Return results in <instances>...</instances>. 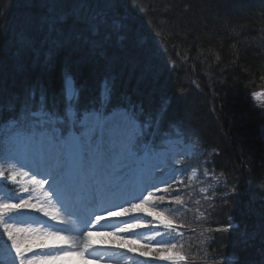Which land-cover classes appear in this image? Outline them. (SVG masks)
<instances>
[{
    "label": "trees",
    "instance_id": "trees-1",
    "mask_svg": "<svg viewBox=\"0 0 264 264\" xmlns=\"http://www.w3.org/2000/svg\"><path fill=\"white\" fill-rule=\"evenodd\" d=\"M38 1L0 0L4 117L8 114L6 97L20 99L33 82H41L48 102L58 97L62 63L79 75L75 82L83 106L89 102L88 93L93 100L97 98L102 80L108 78L114 87L113 101L123 104L126 99L142 108V119L149 114L154 118L163 108L160 131L187 125L204 133L206 137L189 132L205 148L203 156L209 166L221 172L230 190L237 189L214 202L210 219L222 224L231 216L236 227L212 232L207 253L214 259L227 257L229 264H264V148L260 137L264 112L253 107L249 98L264 75V0H113L106 14H114L118 26L108 28L106 40L99 32L72 38L48 64L24 61L19 66L17 55L7 54L10 49L4 47L14 34L4 37L3 30L8 32L28 12L18 17L17 8H38ZM43 33L47 44L58 40L50 37L47 28ZM26 41L29 46L27 37ZM90 41H100L103 47ZM31 52L26 47L20 55ZM162 92L169 98L164 100Z\"/></svg>",
    "mask_w": 264,
    "mask_h": 264
},
{
    "label": "snow or ice",
    "instance_id": "snow-or-ice-1",
    "mask_svg": "<svg viewBox=\"0 0 264 264\" xmlns=\"http://www.w3.org/2000/svg\"><path fill=\"white\" fill-rule=\"evenodd\" d=\"M92 7L91 0H72L69 12H53L44 18L48 33L59 39L64 35L63 29L68 16H71L74 24L84 25L86 31L96 34L104 18L92 14ZM90 42L96 47H103L100 41ZM80 95V91L71 84L70 78H66L62 111L56 103L49 105L47 91L43 89L39 91L38 99L36 91L33 90L24 98L18 110L15 104H9L7 119L0 102V177H5L7 172L8 177L5 178L15 180L20 173L12 169L17 165L21 168L28 167L32 171V191L42 189L51 180V195L63 207L66 191L85 187L98 192L109 191L116 180L122 181L137 173L143 175L150 166H158L156 161L166 158L179 147L178 140L173 139L174 133L170 130H165L163 138H160L159 119L154 120L150 116L142 119L143 109H137V106L131 103H113L114 87L108 80H105L101 87L98 102H93L92 106H81ZM253 95L260 98L264 93ZM178 133L179 129H176V134ZM23 175L28 176L29 172H23ZM36 175H43L45 178L36 180ZM3 182L0 180V184ZM22 191L28 192L29 188L24 187ZM231 192L237 193V189L233 187ZM14 198L18 199L19 203H12V198L0 203V225H3L4 233L8 237L7 241L0 244L3 252L0 264H57L59 261L75 257H79L80 264H88V256H96L92 251L93 233L90 230L78 229L76 234L65 236V229L40 231L8 223L14 217L7 214H19L25 208L36 209L44 212L46 216L50 215L53 220L58 219L56 212L46 211L23 197ZM159 199L163 201L164 198ZM151 200L153 195L149 192L139 204L133 203L130 208L114 205L117 210L113 211L101 207L100 210L106 215L96 214L95 223L103 227V220L136 212H145L160 219L163 216L161 212L144 207ZM132 219L134 222L121 221L122 226L114 228V234L121 241L116 247L148 257L150 253L147 244L144 250L131 246L139 243L135 229L141 227L138 218L133 216ZM59 222L75 227L71 220L60 219ZM89 223L90 220H84V228H87ZM164 223L166 227L172 228L171 220ZM231 227L229 225L222 230L229 231ZM20 233L27 235L20 239ZM121 233H132V236L125 237L120 235ZM49 238L55 242L46 243ZM8 241L11 242L10 245ZM158 245L162 246L155 248L157 258L172 261L173 264H179L186 259L180 252H174L176 243L159 241ZM34 247L48 251L26 257V253L32 252ZM161 253L168 255H160ZM144 264H152V261L145 260ZM218 264H229L228 258L225 257Z\"/></svg>",
    "mask_w": 264,
    "mask_h": 264
},
{
    "label": "bare ground",
    "instance_id": "bare-ground-1",
    "mask_svg": "<svg viewBox=\"0 0 264 264\" xmlns=\"http://www.w3.org/2000/svg\"><path fill=\"white\" fill-rule=\"evenodd\" d=\"M68 0H66V2L63 3L62 0H39L37 2L36 5H38V8H33L34 6L31 5L30 8H26L24 7L22 8H17V16L19 17L24 10L28 12H26L25 15L20 17V22L19 24H16L15 22L12 24V29L10 28L8 30V32L6 31V29L3 30V36L5 37L6 35H8L7 37H9L10 34H14L13 35V44L12 40L11 42H8L6 44H4L5 50L7 48H9L10 50L7 52V54L12 55L15 54L18 57L17 60V64L19 66H22V63L24 61H28V62H34L36 64L43 62L45 58H47V61L52 57L53 54L56 53L57 49H60V46H64V47H68L71 44L72 38L75 39H83L85 37H87L90 33L88 31L85 30V26L81 25V24H74L72 17L68 16V23L65 24V28L63 29L64 35L63 39L60 40H55L52 41L50 44L46 43V40L43 39V31L45 28V23H44V18L49 15L50 13H66L69 12V10L71 9L72 6V1L67 2ZM113 0H91V4L93 5V7L91 8V12L92 14L96 15L98 14L99 16L103 17V22L101 23L98 32L99 34L102 36H104V40L107 39L108 37V28H114L117 26V20L113 15L108 16L106 14V11L108 8V5L111 6ZM53 5H55V7H53ZM35 18L37 20H35ZM110 18L113 19L114 21H110ZM116 20V21H115ZM112 22V24H111ZM115 23V24H114ZM11 25V24H10ZM14 28V30H13ZM40 29H42V31H40ZM66 29V30H65ZM80 33V35H70V34H74V33ZM18 33H25L27 35H25L23 38L18 35ZM26 37L28 38V45L27 46L25 43L26 41ZM11 45H14L16 48L12 47ZM26 47L31 48V54H24L23 56L20 55L21 53H24V50L26 49ZM56 56V55H55ZM35 64V65H36ZM90 67V64L87 63ZM62 67L59 69V71H61V85L59 90L62 91L65 89V82L66 78H71V82H75L76 81V77L79 75H73L71 72H69L68 69H66V64L62 63L61 65ZM19 68V67H18ZM18 70V69H17ZM79 74V73H78ZM38 83V84H36ZM36 83H31V85L36 86V87H40V88H44L41 87L42 85L40 84L41 82L36 81ZM101 85V84H100ZM169 94H167L166 92H162V94H160L161 97L165 96L166 100ZM19 99V96H11L8 95L5 99V102L7 104L11 103V102H17ZM23 96L20 97L19 100H22ZM87 100L92 101L93 100V94L92 93H88L87 95ZM53 103H56L59 107V109L62 111L63 107H64V99H63V95L59 94V96H55V99L51 102H49V105L51 106ZM152 117L151 114H149L147 117ZM146 117V118H147ZM153 118V117H152ZM229 122V118H227L226 123ZM180 128H182L185 131L186 137L189 139H197V137L195 135L198 136H202V137H206V135L204 133H200L199 130H191L189 128V126L187 125H179ZM167 128V127H166ZM169 130V128L167 129ZM193 133L195 135H191L190 133ZM195 143H193L194 145ZM203 150H205V148H203ZM116 202V200H115ZM76 258H73L71 260H66V261H62L64 264H77V261H73Z\"/></svg>",
    "mask_w": 264,
    "mask_h": 264
},
{
    "label": "rangeland",
    "instance_id": "rangeland-1",
    "mask_svg": "<svg viewBox=\"0 0 264 264\" xmlns=\"http://www.w3.org/2000/svg\"><path fill=\"white\" fill-rule=\"evenodd\" d=\"M108 8H110V6L108 5ZM111 15H113V14H111ZM110 15V16H111ZM116 20L118 21V19L116 18ZM115 20V21H116ZM110 21H114L113 19H111L110 18ZM67 23H68V19H67ZM111 24H112V22H111ZM115 24V23H114ZM118 24V23H117ZM64 28H65V25H64ZM66 30V29H65ZM50 35V34H49ZM75 36V35H74ZM51 38H55V37H53V36H50ZM51 38H49L48 39V41L47 42H50L51 40ZM28 63H30V62H28ZM33 63V62H32ZM49 63V60L47 61V58H45L44 59V61L43 62H40V64L42 65V64H48ZM262 85H264V80H262ZM256 93H262V92H260V91H258V92H256ZM263 97L264 96H261L260 98H256L254 95H253V98H254V100L258 103V102H262L263 101ZM264 122V121H263ZM173 133H174V135H173V139L174 140H178V142H179V147L176 149V151H174V152H172V153H170L169 154V159H171V161L172 160H177V159H181L182 157H183V155L185 156V157H187V156H190V155H192V157H194L193 156V148H194V145H193V143L192 142H189L187 139H185V138H183L182 137V135H181V133L179 132L178 134H176V130L175 131H173ZM260 133H261V135H262V138H263V144H264V123L261 125V127H260ZM187 142H189V143H187ZM204 163V162H203ZM193 165H195L194 163H193ZM198 165H202V164H199L198 163ZM7 166V165H6ZM200 169H202V174L200 175V180H203L204 179V177H203V173H204V167H198V168H195V169H193L191 172H190V175H189V177H196L195 176V174H196V172H198ZM13 171H15V172H18V170H16L15 168L13 169ZM206 171V170H205ZM7 177H8V174H7ZM217 177V176H216ZM5 178V177H4ZM2 179V177H0V180ZM6 179V178H5ZM6 180H10V181H16L17 180V182H21V183H18L19 184V186H21V187H23L24 185H25V181H23L22 182V180H18V178L17 179H15V180H12L11 178H7ZM160 180H163V178H161ZM174 182L176 183V184H178L179 186L178 187H181V185H180V182H179V179L178 178H175L174 179ZM155 183V182H154ZM160 184H154V186H153V188L151 189L153 192H152V195H153V199H154V197H163L164 199V201L167 203V204H169V206H171V208H178V209H185L186 208V206L190 209V205L191 206H194L195 207V205H193V203L190 201V203L188 202V200H187V202H186V198H187V196H185L184 198H181V197H183V196H178V197H176V195H174L173 196V194H172V192H171V190H169L168 192H164L163 194L161 193V191L162 190H160V188L158 187ZM168 185V184H167ZM186 188H184V190H185ZM189 191V190H188ZM205 191H206V189H205V187L203 188L202 186L200 187L199 186V192L197 193V195L198 196H200V198L201 199H204L205 198V195H206V193H205ZM186 194H188V192H185ZM149 194V193H148ZM179 201V202H178ZM152 202H153V200H151L148 204H146V205H144V207L145 208H151L152 209ZM150 219L151 220H156L157 218L156 217H154V216H150ZM204 234H201V236H198L197 237V239H200L202 236H203ZM194 240H195V238H193ZM190 240V239H189ZM3 243V242H2ZM9 245H10V243H9ZM174 252H176L175 250H174ZM3 255V252H2V249H0V256H2ZM13 255H14V253H13ZM160 255H168L167 253H161ZM163 260V259H162ZM17 264H18V262H17ZM193 264H196V263H193Z\"/></svg>",
    "mask_w": 264,
    "mask_h": 264
}]
</instances>
